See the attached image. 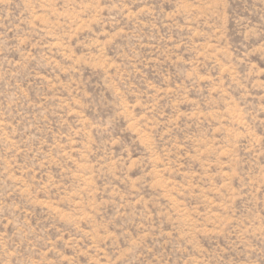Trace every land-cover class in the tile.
<instances>
[{
	"label": "rangeland",
	"instance_id": "1",
	"mask_svg": "<svg viewBox=\"0 0 264 264\" xmlns=\"http://www.w3.org/2000/svg\"><path fill=\"white\" fill-rule=\"evenodd\" d=\"M0 264H264V0H0Z\"/></svg>",
	"mask_w": 264,
	"mask_h": 264
}]
</instances>
